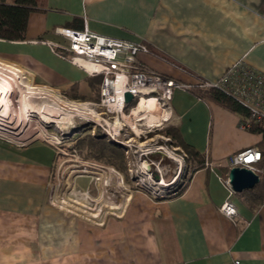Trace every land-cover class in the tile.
<instances>
[{
  "label": "crops",
  "instance_id": "1",
  "mask_svg": "<svg viewBox=\"0 0 264 264\" xmlns=\"http://www.w3.org/2000/svg\"><path fill=\"white\" fill-rule=\"evenodd\" d=\"M37 9L23 41L0 40V62L70 103L96 101L101 78L60 57L68 42L57 28L85 25L144 43L170 62L152 53L137 61L183 85L215 81L236 61L264 74V0H42ZM193 91L174 89L162 121L203 156V167L182 193L153 198L131 190L118 213L97 222L50 208L56 156L49 146L0 142V264H264V178L231 196L235 217L219 211L228 194L224 162L259 148L262 135L239 129L241 115Z\"/></svg>",
  "mask_w": 264,
  "mask_h": 264
},
{
  "label": "rangeland",
  "instance_id": "2",
  "mask_svg": "<svg viewBox=\"0 0 264 264\" xmlns=\"http://www.w3.org/2000/svg\"><path fill=\"white\" fill-rule=\"evenodd\" d=\"M14 94L12 99L18 95ZM57 96L61 99L56 97V93L33 87L31 97L26 100L27 116L33 120L34 126H39L45 140L34 136V133L39 135L34 126L24 127L21 121L17 122L15 118H12L14 110L9 117L2 120L9 126L12 125L10 128L15 132L19 144L31 142L49 146L42 143L44 141L53 145L57 144L56 147L59 150L56 151L57 153L49 146L56 156L52 175H50L52 178L47 199L50 208L81 215L92 222H97L104 215L111 216L118 213L125 204L121 202L122 199L127 201L131 190L139 189L149 194L162 193L166 196L164 198H167L193 173L195 163L190 156L181 148L174 147V140L162 133L171 126V121L168 120L159 121V124L152 127L138 123L141 133H144L143 136L141 133L138 136L134 135L128 128L129 125L123 124L124 132L117 137L120 142L114 144L122 147L120 150L124 154L128 171L121 173L114 168L84 162L78 153L70 150L77 144L78 138H84L86 135L94 136L98 133L106 143L113 142L107 141L108 138L104 136L102 129L94 124V120H92L93 123L88 121L90 114L85 106L72 105L62 94L57 93ZM39 98L52 102L56 106V113H49L47 104L38 100ZM158 107L161 111L163 110L160 105ZM89 108L94 112L100 111L97 107ZM130 110L123 113L127 114ZM54 137H58V140H53ZM124 143L126 147L123 146ZM163 183L166 184L165 187L162 186Z\"/></svg>",
  "mask_w": 264,
  "mask_h": 264
},
{
  "label": "built area",
  "instance_id": "3",
  "mask_svg": "<svg viewBox=\"0 0 264 264\" xmlns=\"http://www.w3.org/2000/svg\"><path fill=\"white\" fill-rule=\"evenodd\" d=\"M56 34L67 40L68 46L65 48L68 56H62L74 67L84 71L89 77L101 78L99 84V95L96 101L78 103L97 107L96 111L100 122H95L104 132L107 141L119 143L117 137L124 132L126 122L123 118L126 102L125 94L129 93L133 97L132 102H137L141 97L153 96L162 108L168 111L170 98L174 89L190 90L198 87L201 90L216 89L225 94L233 101L240 104L246 110V115L239 119V129L243 131H252L254 129H264V74L255 69L248 68L242 61H236L228 68L221 77L215 81H198L195 85H183L176 81L168 80L155 72L147 71L142 64L137 61V57L142 54H149V50L144 43H135L119 39H114L88 31L84 25L81 30H69L57 28ZM84 62L90 67L80 65ZM98 69H96V68ZM90 68V69H89ZM119 105L116 109L114 106ZM169 113V111H168ZM89 122L93 121L90 117ZM120 120L121 126L117 134H114L110 126L116 120ZM112 130V133H110ZM143 132L141 135L143 136ZM138 136V135H137ZM140 137V136H139ZM0 141L20 149V145H13L0 139ZM52 147L55 152L57 144L45 143ZM127 145L124 143L123 145ZM57 153V152H56ZM207 164V163H206ZM227 168H245L255 174L258 179L264 178V153L257 147H249L243 151L237 152L228 158L223 164ZM187 183L184 181L183 184ZM224 185L228 193L226 199L220 204L219 211L229 219L236 215L235 206L230 198L234 194L230 183L224 180ZM182 184V185H183ZM176 192L170 193L174 195ZM153 198L166 197L162 193H152ZM235 261L233 264H237Z\"/></svg>",
  "mask_w": 264,
  "mask_h": 264
},
{
  "label": "trees",
  "instance_id": "4",
  "mask_svg": "<svg viewBox=\"0 0 264 264\" xmlns=\"http://www.w3.org/2000/svg\"><path fill=\"white\" fill-rule=\"evenodd\" d=\"M42 0H0V40L5 42H18L23 41L25 36V30L27 26V19L31 12L38 10L37 8L41 4ZM149 53H152L158 58L170 62L164 55L154 52L149 48ZM196 98L204 101H210L220 105L224 109H227L233 113L241 116L246 115V110L240 104L233 101L229 97H225V94L216 89L201 90L198 87L193 89ZM138 102V100H137ZM135 107L134 103L126 104L125 111ZM252 132L261 134L262 140L259 142V150L264 153V129H254ZM163 134H166L168 138L174 140V147L181 148L186 154L190 156L192 160H195V166L193 171L201 169L204 165L203 156L196 152L191 146H188L182 141L181 136L176 128L170 126L163 130ZM77 144L70 150L75 151L83 158L84 162H92L98 165L114 168L121 173L128 171L127 165L122 147L114 143H106L98 133L94 136L86 135L78 138ZM188 181V180H187ZM186 186V183L181 185L178 190H175L176 194L182 193ZM174 194V195H176ZM169 195V196H174Z\"/></svg>",
  "mask_w": 264,
  "mask_h": 264
},
{
  "label": "bare ground",
  "instance_id": "5",
  "mask_svg": "<svg viewBox=\"0 0 264 264\" xmlns=\"http://www.w3.org/2000/svg\"><path fill=\"white\" fill-rule=\"evenodd\" d=\"M79 62L80 65L86 68L90 67L84 62L81 61ZM33 87L34 86H32L30 82H28L20 75L18 69L12 67L11 65H5L0 62V139L4 140L5 142L7 141L10 144H13L14 146L19 145V143H14L17 142L18 139H16L17 136H15L14 134L15 132L12 131V128H10V126L12 127V125L9 126L8 123L2 120L4 118L9 117V115L12 114V110H14L13 113L14 115L11 116L12 118H15L17 122L21 121L24 127L29 125L34 126V122L33 120L28 118L29 116H27L26 108H25L27 106L26 100L31 97ZM14 93H17L18 95L16 96L15 99H12V95L13 96L15 95ZM56 97L60 98L57 95ZM38 100H42L45 102V104H47L46 106L49 109L48 110L49 113L51 114L56 113V106H54L52 102L44 98H39ZM137 100L138 102L136 103V106L133 109H131L130 112H128L127 114L123 113V118L127 123L126 125H129L128 128H130L131 133H133L134 135H140L141 133V129L138 123H141L142 125L147 124L150 127H152L155 124H159V121H162V113H163V111L159 109L158 105L160 104L157 100H155V97L154 98L153 96L141 97L140 99ZM71 104L77 105L78 107L85 106L86 111L89 112L88 114H90L89 117L91 118V120L100 122L96 112L88 108V106L84 104L78 105V103H71ZM114 107L118 109L119 105L117 104ZM65 122H67V120H65ZM120 124H121L120 120L117 119L114 124L110 125L111 127H113L114 134H117V131L121 126ZM34 127L36 131L38 130L39 135L36 133L34 134H36L40 138V140H45L39 126L37 127L34 126ZM27 129L29 128L27 127ZM53 140L57 141L58 137H54ZM24 143L25 142L21 144ZM44 143H49V142L44 141ZM163 185L164 187L166 186V184L164 183L162 184V186Z\"/></svg>",
  "mask_w": 264,
  "mask_h": 264
},
{
  "label": "water",
  "instance_id": "6",
  "mask_svg": "<svg viewBox=\"0 0 264 264\" xmlns=\"http://www.w3.org/2000/svg\"><path fill=\"white\" fill-rule=\"evenodd\" d=\"M125 102L127 104L132 103V95L129 93L125 94ZM228 181L230 183L232 192L240 193L243 190L254 189V187L260 182L258 177L251 171L245 168L234 167L229 170Z\"/></svg>",
  "mask_w": 264,
  "mask_h": 264
}]
</instances>
